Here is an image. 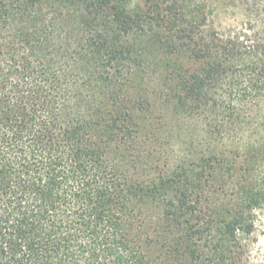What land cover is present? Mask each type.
<instances>
[{
    "label": "trees",
    "instance_id": "obj_1",
    "mask_svg": "<svg viewBox=\"0 0 264 264\" xmlns=\"http://www.w3.org/2000/svg\"><path fill=\"white\" fill-rule=\"evenodd\" d=\"M191 1L0 0V264H249L264 225V0ZM207 2L217 17L233 6V32L212 30ZM151 49L175 60L150 69ZM138 80L213 136L247 139V156L161 168L142 148ZM148 202L156 241L129 232Z\"/></svg>",
    "mask_w": 264,
    "mask_h": 264
},
{
    "label": "rangeland",
    "instance_id": "obj_2",
    "mask_svg": "<svg viewBox=\"0 0 264 264\" xmlns=\"http://www.w3.org/2000/svg\"><path fill=\"white\" fill-rule=\"evenodd\" d=\"M200 0H192V8L196 4H200ZM132 6L139 5L140 0H131ZM207 11L211 16L210 20L214 21V25L211 23L212 30L220 33L221 31L233 32L235 26L238 24L237 16L233 13V6H230V10L227 16L217 17L215 15L217 3L207 2ZM166 62L174 61L175 58H166L163 54L157 53L155 50H150V55L147 60L150 69H154L156 64H163ZM186 66L192 65L189 60L182 61ZM156 75L150 76L152 80H155ZM140 80L136 84L138 87L133 89L136 94H146L150 96L152 101V107L149 108V113H145L148 117V121L144 123L147 127V139L146 143L142 148L149 147L152 144L151 154L155 158L161 159L162 168L166 163L169 162L174 168L178 166H188L196 158L207 157L211 154L217 155H231L238 153L244 158L247 156L250 146L245 141L227 138L222 140L213 136L209 132V128L198 118H191L186 116H179L174 112V108L171 105L165 104L159 101L152 94L153 87L148 85L140 84ZM147 84L154 82L146 81ZM263 128H258L256 133H262ZM258 134H252L254 138L259 136ZM248 138L251 136L249 133ZM145 154V153H144ZM234 156V155H233ZM238 160V159H236ZM240 163V162H238ZM191 170H195L194 167ZM157 174L156 171H154ZM214 197V196H212ZM142 212L136 213L132 216L131 221L133 223V230L131 236H134L138 232H143L148 235V238L156 241L158 239L157 232L160 230L159 212L157 211L153 203H145L141 206ZM264 224V222H263ZM162 234V233H161ZM144 239V238H143ZM254 240L249 253V264H264V225L257 229L256 234L252 237ZM142 250L147 253L150 258H160L158 248L149 245L147 242L139 243ZM161 262V261H158Z\"/></svg>",
    "mask_w": 264,
    "mask_h": 264
}]
</instances>
